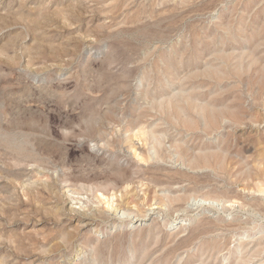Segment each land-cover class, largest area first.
<instances>
[{"label":"rangeland","instance_id":"374dc122","mask_svg":"<svg viewBox=\"0 0 264 264\" xmlns=\"http://www.w3.org/2000/svg\"><path fill=\"white\" fill-rule=\"evenodd\" d=\"M0 264H264V0H0Z\"/></svg>","mask_w":264,"mask_h":264},{"label":"bare ground","instance_id":"6f19581e","mask_svg":"<svg viewBox=\"0 0 264 264\" xmlns=\"http://www.w3.org/2000/svg\"><path fill=\"white\" fill-rule=\"evenodd\" d=\"M65 202V201H64ZM157 208V206L155 205V206H152L151 208H150V211L149 212H147L144 216H141V217H136V218H134V221L135 222H137V223H142L144 220H146L147 219V215H151V214H153V213H155L154 212V210ZM78 209V208H77ZM85 215V214H84ZM70 218V217H69ZM92 218V217H91ZM90 221V220H89ZM88 223H90V222H86V224H88Z\"/></svg>","mask_w":264,"mask_h":264}]
</instances>
